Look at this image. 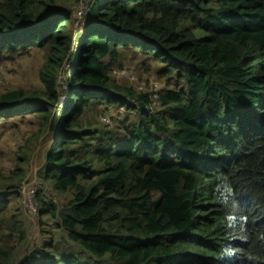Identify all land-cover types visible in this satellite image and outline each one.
Segmentation results:
<instances>
[{
  "label": "trees",
  "instance_id": "trees-1",
  "mask_svg": "<svg viewBox=\"0 0 264 264\" xmlns=\"http://www.w3.org/2000/svg\"><path fill=\"white\" fill-rule=\"evenodd\" d=\"M68 1L0 0V62L43 49L40 86L1 91L0 120L39 118L21 166L52 139L36 208L65 231L19 258L26 228L0 193V264H264V0H89L85 24ZM119 47L184 87L157 92L155 108L112 77ZM98 104L126 106L132 123L87 121Z\"/></svg>",
  "mask_w": 264,
  "mask_h": 264
},
{
  "label": "rangeland",
  "instance_id": "rangeland-1",
  "mask_svg": "<svg viewBox=\"0 0 264 264\" xmlns=\"http://www.w3.org/2000/svg\"><path fill=\"white\" fill-rule=\"evenodd\" d=\"M89 0H69L64 7L71 9L73 17L82 16L83 23L87 22L84 16ZM78 19L74 20L76 26ZM82 26V25H81ZM119 56L110 63L112 77L121 85L130 86L137 91H149L153 93V103L157 109L163 105L154 99L155 94L162 89H177L184 87L179 81L176 71H167L165 62L158 58L143 53L134 47H119ZM43 49L29 46L26 51L4 56L0 62V92L8 88L23 87L35 88L40 86L38 69L43 60ZM71 60L66 66H71ZM64 72V71H63ZM63 76V73H61ZM133 111L126 106L96 105L89 107L85 118L95 125L113 126V122L122 121L125 116L131 117ZM40 122L35 113L16 114L0 120V193H7L9 199V213L21 220L26 228L25 242L19 247L17 256L23 257L27 253V247L42 246L51 237L61 238L65 231L58 226L56 218L49 213L41 214L36 208V192L40 187L38 171L45 161V151L52 143L50 137L42 136L39 141H33V153L26 157L23 165H19L18 150L24 144L26 138L32 135ZM23 170V177L19 182L6 180L12 177L16 169ZM17 189H8L9 185H15ZM48 199L62 204L67 195L58 194L50 189L49 185L44 188ZM8 191V192H7ZM22 194H21V193Z\"/></svg>",
  "mask_w": 264,
  "mask_h": 264
}]
</instances>
